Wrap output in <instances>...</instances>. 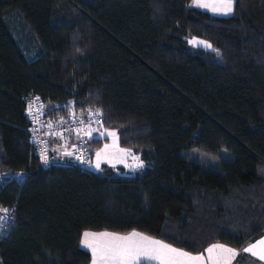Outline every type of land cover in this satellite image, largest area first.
I'll use <instances>...</instances> for the list:
<instances>
[{
    "label": "trees",
    "instance_id": "trees-1",
    "mask_svg": "<svg viewBox=\"0 0 264 264\" xmlns=\"http://www.w3.org/2000/svg\"><path fill=\"white\" fill-rule=\"evenodd\" d=\"M191 2L0 0V209L18 201L2 264H89L87 229L136 230L192 252L264 235V0H235L228 16ZM14 12L35 56L7 24ZM191 35L217 51H189ZM33 91L46 117L85 102L99 110L101 126L141 153L143 172L39 168L25 102ZM192 147L234 157L206 167L180 154Z\"/></svg>",
    "mask_w": 264,
    "mask_h": 264
},
{
    "label": "snow or ice",
    "instance_id": "snow-or-ice-1",
    "mask_svg": "<svg viewBox=\"0 0 264 264\" xmlns=\"http://www.w3.org/2000/svg\"><path fill=\"white\" fill-rule=\"evenodd\" d=\"M234 2L235 0H211V2H208V0H194L196 6L209 8L212 12L222 15H229L233 12ZM190 43L193 46H203L205 48L212 47L211 44L197 38H193ZM28 112L30 115L32 114L31 105L29 106ZM98 114L102 113H100L99 110L93 113V115ZM60 123L63 125L66 121L61 120ZM48 127L51 129L52 125L49 124ZM74 131L77 135L83 132V135L91 137V121L89 122L88 130L75 129ZM52 134L63 136L60 132H53ZM104 134L103 132L100 133L101 136ZM107 134L113 137L116 136L115 132ZM107 147L106 145L105 150ZM121 151L127 153L128 150ZM41 155L44 163L47 164L48 157L46 150L42 151ZM64 155L71 156L73 152L65 151ZM102 156L103 153H96L94 167L97 169L101 166L100 162ZM77 158L80 160L84 159L83 155ZM133 159L137 161V168L143 167V163L139 161L138 157H133ZM120 162L122 163L123 160ZM88 163H91V161H88ZM0 211L7 214L9 210L0 209ZM82 245L91 251L92 264H203L204 262L203 254L192 256L160 240L150 238L135 231L128 235H119L109 232H84L82 234ZM244 251L264 261V240H261L259 244H254L246 248ZM207 253L208 260H210L212 264H230L231 259L238 255L233 249L220 245H213L208 248Z\"/></svg>",
    "mask_w": 264,
    "mask_h": 264
},
{
    "label": "rangeland",
    "instance_id": "rangeland-1",
    "mask_svg": "<svg viewBox=\"0 0 264 264\" xmlns=\"http://www.w3.org/2000/svg\"><path fill=\"white\" fill-rule=\"evenodd\" d=\"M208 2H211V0H208ZM191 6L206 10V11H208L211 14H214V15L228 16V15H222V14L214 13L209 8L198 7L194 3V0H192ZM6 21H7V24L9 26L12 34L14 35L15 39L18 41L21 49L23 51L26 50L28 52L26 54L28 57H31V54L33 56H35L37 51H38L37 43L35 42V38H34L32 32L28 28L26 22L24 21V19L20 15V13L19 12H14V13L10 14L6 18ZM193 38H197L199 40L206 41L208 44L212 45V43L209 40L205 39V38L191 35V36H188L186 38L187 39V44L186 45H187V48H188L189 51H192V52L193 51H197V49H200V48L204 49V50H207V51H215V52L217 51L213 47V45H212L211 48H205L203 46H193L190 43V41ZM43 104L45 106L47 105V103H45L44 101H43ZM50 104L51 105H55L56 103L52 101ZM96 130H97V132H96L97 133V135H96L97 137L96 138L103 139V143L101 144V146L96 147L94 149H93V147L91 145L93 158H92L91 163H90V168L92 170H94L95 172H97L99 174H102V175H104L107 170H111L113 172V174L121 175V176H125V177H133V176L137 175L138 173L143 172L144 168L146 167V162L142 158L141 153L137 152L136 150H134L131 147L122 146L120 144L118 131L115 128L107 129V128H104V127L101 126L99 129H95L92 132H94ZM102 132L105 133L103 136L100 135V133H102ZM111 132H115L116 136L113 137V136L107 134V133H111ZM55 139H58V140L59 139H66L69 142V144L68 143H64V144H59L58 145V147L61 148L62 151H66L68 149V146L65 145V144H68V145L72 146L71 142H73V140L75 139V135L72 134V133L70 135H68V133H66L64 136L57 137ZM106 145L108 147L105 150V146ZM70 150L71 149H68V151H70ZM121 150H128V151H127V153H125V152H123ZM98 152L99 153H103V156H102V159H101V162H100L101 166H100L99 169L94 167L95 162H96V153H98ZM180 154L182 156L188 158V159L195 160V161L199 162L203 166L212 167V168H218L221 160H231L234 157L233 153L230 150L226 149V148H222V149H220L217 152H209V151H206V150H204V149H202L200 147H192V148L182 149ZM133 157H138L139 161H141L143 163V167L137 168L136 167L137 161L134 160ZM121 160H123L122 163L120 162ZM38 167L39 168H43V166H41L40 164L38 165ZM16 203L18 204V201H16L14 203V205ZM133 231H135V230H133ZM84 232H94V233L109 232V233H116V234H119V235H126L127 234V233H120V232L111 231V230H90V229H87ZM135 232L141 233L139 231H135ZM141 234H143L145 236H148L150 238L156 239V240H160V241L164 242L165 244L171 245L172 247H174L176 249H179V250H181L183 252L189 253L192 256H197V255L203 254V256H204L203 264H212V262L210 260H208L207 249L212 247L213 245L224 246L226 248H230V249H233L234 251H236L238 253V255H236L235 257H233L231 259L230 264H239L236 261V257L237 256H245L246 252L244 250H245L246 246L248 245V247H250L249 244H251V243L254 244L256 241H259L258 239H260L262 237L261 236L260 238L247 243L246 246H244L243 248H240V249L237 248V247L231 246L229 244H226L224 242H221V241H217V242L214 241V242L210 243L204 251L192 252V251H189V250H187L185 248L175 246V245H173V244H171V243H169V242H167L165 240H161L159 238H156V237H153V236H150V235H146L144 233H141ZM80 247L84 248L85 250L90 251L89 249H87L86 247H84L82 245V240H81V243H80ZM90 253H91V251H90ZM255 259H257V257L254 256V260Z\"/></svg>",
    "mask_w": 264,
    "mask_h": 264
},
{
    "label": "built area",
    "instance_id": "built-area-1",
    "mask_svg": "<svg viewBox=\"0 0 264 264\" xmlns=\"http://www.w3.org/2000/svg\"><path fill=\"white\" fill-rule=\"evenodd\" d=\"M25 102L26 104L32 105V114H29L31 122L29 139L30 143L38 149L37 157L39 159V164L45 166L53 162H59L53 157L51 141L61 136L53 135V132H60L63 136L66 133H68V135L72 133L75 135L72 149L73 155H71L65 162L84 169H90V163H88V161H91L93 156L89 136L83 135V132H81L80 135H77L74 130H88L90 121L91 132L95 129H99L103 119L102 114L93 115L97 110L91 109L85 102L79 108L76 106L70 107L65 111L63 116L46 117V108L43 104V98L39 93L34 91L25 98ZM61 120L66 121V123L62 125L60 123ZM49 124L52 125L51 129L48 127ZM44 150H46L48 157L47 164L44 163L41 155V152ZM81 155L84 157L83 160L77 158ZM0 176L2 175L0 174ZM5 209L9 210L7 214L2 212L0 215V218H2L0 219V264H2L1 243L18 227V204L14 207H7Z\"/></svg>",
    "mask_w": 264,
    "mask_h": 264
},
{
    "label": "crops",
    "instance_id": "crops-1",
    "mask_svg": "<svg viewBox=\"0 0 264 264\" xmlns=\"http://www.w3.org/2000/svg\"><path fill=\"white\" fill-rule=\"evenodd\" d=\"M24 53L27 54L28 52L26 50H24ZM31 56H33V55L31 54ZM28 58H30V57H28ZM57 105H58V103H56L55 105H51V106H57ZM96 132H97V130L91 133V137H89L90 141H92L95 137H97L96 136L97 135ZM64 143H68L69 144V142L66 139H59V140L58 139H54L53 142H52V144H51L53 157L55 159H57L58 161H66L70 157L68 155H64V152L65 151H62L61 148L58 147L59 144H64ZM73 143H74V140H73V142H71L72 146H70L68 144H65V145L68 146V149H71L70 150L71 152H72L73 145H74ZM68 149L66 151H68ZM131 232H133V231H131ZM131 232L127 233L126 235L130 234ZM81 240H82V235H81ZM258 240L259 241H256L254 244H259V242L261 240H264V235L260 239H258ZM80 243H81V241H80ZM254 244L251 243L249 245L252 246ZM246 248H248V245L246 246ZM255 257H257V256H255ZM236 261L239 264H264V261L260 260L258 257H257V259L254 260V256L251 253H248V252L245 253V256H237L236 257ZM89 264H92V254H91V260H90V263Z\"/></svg>",
    "mask_w": 264,
    "mask_h": 264
},
{
    "label": "bare ground",
    "instance_id": "bare-ground-1",
    "mask_svg": "<svg viewBox=\"0 0 264 264\" xmlns=\"http://www.w3.org/2000/svg\"><path fill=\"white\" fill-rule=\"evenodd\" d=\"M29 106H30V104H26V114L29 113V112H28ZM31 106H32V105H31ZM33 147H34L35 152H36V155H37V153H38V149H37L35 146H33Z\"/></svg>",
    "mask_w": 264,
    "mask_h": 264
},
{
    "label": "water",
    "instance_id": "water-1",
    "mask_svg": "<svg viewBox=\"0 0 264 264\" xmlns=\"http://www.w3.org/2000/svg\"><path fill=\"white\" fill-rule=\"evenodd\" d=\"M45 166H47V165H45Z\"/></svg>",
    "mask_w": 264,
    "mask_h": 264
}]
</instances>
